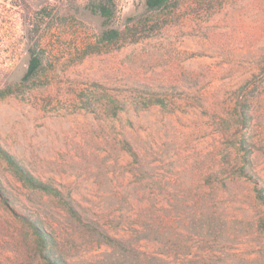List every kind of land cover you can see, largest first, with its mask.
<instances>
[{"label":"rangeland","instance_id":"obj_1","mask_svg":"<svg viewBox=\"0 0 264 264\" xmlns=\"http://www.w3.org/2000/svg\"><path fill=\"white\" fill-rule=\"evenodd\" d=\"M89 2L0 12V86L27 71L32 16L46 55L0 98V148L59 190L0 151V264H264V0H179L150 36L84 55ZM115 2L124 29L146 0Z\"/></svg>","mask_w":264,"mask_h":264},{"label":"trees","instance_id":"obj_2","mask_svg":"<svg viewBox=\"0 0 264 264\" xmlns=\"http://www.w3.org/2000/svg\"><path fill=\"white\" fill-rule=\"evenodd\" d=\"M22 2H24V0H0V12H18V9L22 6ZM178 2L179 0H146L145 8L141 12L128 16L125 22V28L122 29L120 27L111 26V23L117 14L115 0H90L89 7L92 13L100 16L103 22L102 26L98 28L94 40L86 43V46L84 47V55L102 51L104 48L115 46L116 44L121 46L126 42H137L144 37L150 36L166 21L165 19L162 20V18L160 20V16L173 11L177 7ZM42 11H46V6L42 8ZM32 18H28L29 24L25 30L24 36L28 42L27 50L30 55L27 71L21 81L15 84L8 83L4 86H0V98L17 94L28 87L29 82L36 76L45 64V50L42 47L40 40L41 23L37 20H33ZM1 21L2 18L0 19V22ZM25 23H27V20H25ZM15 35V32L7 31L5 33L0 30V74L2 71L1 66L3 64L2 61L4 57L3 51L5 50L7 43V46H9L16 39ZM239 114L241 116L240 120L243 123H246L247 117L250 115L247 102L241 104ZM0 151L3 152L4 157L10 164L13 165V167H15L14 169L16 172L29 185L41 188L47 192H59V190L52 185L35 178L27 171L26 168L16 162V160L9 153L5 152L1 148ZM256 191L258 197L264 201L263 188L261 186H256ZM34 226L39 239L42 242L47 241L48 235L41 232L37 228L36 224H34ZM261 226L264 228V221L261 223ZM52 264H57V261H52Z\"/></svg>","mask_w":264,"mask_h":264}]
</instances>
